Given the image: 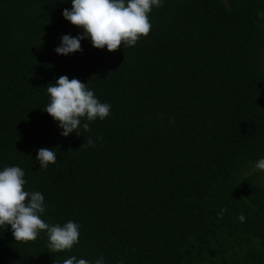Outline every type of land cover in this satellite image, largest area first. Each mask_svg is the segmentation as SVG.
<instances>
[{
  "label": "trees",
  "instance_id": "obj_1",
  "mask_svg": "<svg viewBox=\"0 0 264 264\" xmlns=\"http://www.w3.org/2000/svg\"><path fill=\"white\" fill-rule=\"evenodd\" d=\"M71 7L0 0V170L21 167L42 219L78 223L79 243L51 253L45 232L17 242L9 225L0 264H264V184L251 176L264 157V0H164L135 46L85 38L60 55L63 35H82ZM61 75L110 115L62 136L43 110ZM42 147L57 154L47 169Z\"/></svg>",
  "mask_w": 264,
  "mask_h": 264
},
{
  "label": "clouds",
  "instance_id": "obj_2",
  "mask_svg": "<svg viewBox=\"0 0 264 264\" xmlns=\"http://www.w3.org/2000/svg\"><path fill=\"white\" fill-rule=\"evenodd\" d=\"M163 3L164 0H71V9L65 8L62 15L72 25L82 29V35H63L55 51L60 55L82 52L81 40L85 38L90 39L93 47L107 48L109 52L121 46H135L142 37L150 34V13L154 7H162ZM47 94L49 103L43 110L58 122L62 136L67 137L73 132L79 135L81 127L84 131L89 130L88 122L104 120L110 115L111 105L100 102L87 83L77 78L69 79L67 75H61L55 83L48 84ZM88 146L95 147L91 137L81 145ZM36 159L40 168L47 169L57 162V154L53 149L42 147ZM255 169L264 171V157L255 163ZM24 177L25 172L19 166H7L0 170V229L10 225L15 241L23 243L34 241L41 232H45L49 252H70L79 243L80 225L69 220L61 226L42 219L47 207L45 198L39 191H26ZM239 219L244 222L245 217L241 215ZM63 264L93 262L73 255L64 259ZM94 264H105L103 255Z\"/></svg>",
  "mask_w": 264,
  "mask_h": 264
},
{
  "label": "rangeland",
  "instance_id": "obj_3",
  "mask_svg": "<svg viewBox=\"0 0 264 264\" xmlns=\"http://www.w3.org/2000/svg\"><path fill=\"white\" fill-rule=\"evenodd\" d=\"M255 168V167H254ZM257 177V179L259 178L261 181H264V172L263 171H259V170H253V172L251 173V176H255Z\"/></svg>",
  "mask_w": 264,
  "mask_h": 264
},
{
  "label": "crops",
  "instance_id": "obj_4",
  "mask_svg": "<svg viewBox=\"0 0 264 264\" xmlns=\"http://www.w3.org/2000/svg\"><path fill=\"white\" fill-rule=\"evenodd\" d=\"M261 182H263V184H264V181L263 180Z\"/></svg>",
  "mask_w": 264,
  "mask_h": 264
}]
</instances>
